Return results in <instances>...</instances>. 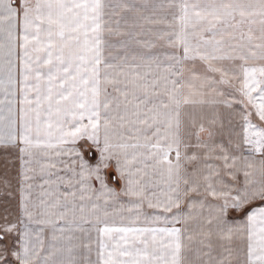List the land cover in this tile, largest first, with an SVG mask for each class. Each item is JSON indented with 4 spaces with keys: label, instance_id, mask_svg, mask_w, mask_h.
Wrapping results in <instances>:
<instances>
[{
    "label": "snow or ice",
    "instance_id": "obj_1",
    "mask_svg": "<svg viewBox=\"0 0 264 264\" xmlns=\"http://www.w3.org/2000/svg\"><path fill=\"white\" fill-rule=\"evenodd\" d=\"M0 152V264H264V0H0Z\"/></svg>",
    "mask_w": 264,
    "mask_h": 264
},
{
    "label": "rangeland",
    "instance_id": "obj_2",
    "mask_svg": "<svg viewBox=\"0 0 264 264\" xmlns=\"http://www.w3.org/2000/svg\"><path fill=\"white\" fill-rule=\"evenodd\" d=\"M227 121L225 120V123ZM216 131V130H215ZM219 134V129L216 131ZM217 139V137H215ZM8 159H12L9 157ZM19 170V161L12 159L9 163L5 158V154L0 152V214H3L5 210L15 215L18 212V193L15 191L17 183V172ZM7 179L12 185V195H8L7 189L4 188L3 182ZM241 179V178H240ZM242 181V179H241ZM38 186V180L36 183Z\"/></svg>",
    "mask_w": 264,
    "mask_h": 264
},
{
    "label": "crops",
    "instance_id": "obj_3",
    "mask_svg": "<svg viewBox=\"0 0 264 264\" xmlns=\"http://www.w3.org/2000/svg\"><path fill=\"white\" fill-rule=\"evenodd\" d=\"M216 131H217V129H215ZM217 137V142H220L221 141V137L219 136V134L216 136ZM223 142L226 144L227 143V139H226V137H224L223 138ZM17 180H18V172H17ZM241 179H243V177L241 176L240 177ZM38 180V186H36V188H35V191H34V193H33V195L34 196H38L39 195V191H40V189H39V185H40V183H42V181L41 180H39V179H37ZM37 180L35 181V185H36V183H37ZM16 185H17V183H16ZM233 215H235V214H233Z\"/></svg>",
    "mask_w": 264,
    "mask_h": 264
}]
</instances>
